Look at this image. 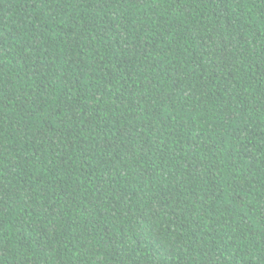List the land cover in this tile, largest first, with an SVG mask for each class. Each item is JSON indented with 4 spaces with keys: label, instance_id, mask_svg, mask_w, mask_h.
<instances>
[{
    "label": "trees",
    "instance_id": "16d2710c",
    "mask_svg": "<svg viewBox=\"0 0 264 264\" xmlns=\"http://www.w3.org/2000/svg\"><path fill=\"white\" fill-rule=\"evenodd\" d=\"M0 264H264V0H0Z\"/></svg>",
    "mask_w": 264,
    "mask_h": 264
}]
</instances>
